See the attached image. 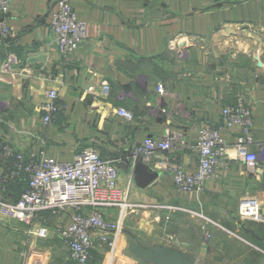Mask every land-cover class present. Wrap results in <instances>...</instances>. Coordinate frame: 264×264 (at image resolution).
<instances>
[{"label": "crops", "instance_id": "crops-1", "mask_svg": "<svg viewBox=\"0 0 264 264\" xmlns=\"http://www.w3.org/2000/svg\"><path fill=\"white\" fill-rule=\"evenodd\" d=\"M57 1H11L10 35L0 42V140L60 161L91 146L121 162L118 184L132 211L115 253L93 234L86 264H264V163L236 158L234 132L221 129L228 165L203 190L177 191L169 169H195L198 129L221 126L223 106L249 105L254 141H264V0H68L86 25L85 41L68 54L52 43ZM46 90L64 106L48 126ZM166 131L178 134L169 150L132 164L137 144ZM4 172L0 160V178ZM26 184L7 183L5 201L15 202ZM245 196L261 220L240 218ZM99 210L108 220L118 214ZM72 211L40 209L30 221L0 216V264H79L59 234Z\"/></svg>", "mask_w": 264, "mask_h": 264}, {"label": "built area", "instance_id": "built-area-1", "mask_svg": "<svg viewBox=\"0 0 264 264\" xmlns=\"http://www.w3.org/2000/svg\"><path fill=\"white\" fill-rule=\"evenodd\" d=\"M12 0H0V42L10 35L7 18ZM54 48L63 54L75 53L85 41L86 25L72 9L68 0H58L57 8L49 23ZM101 91L107 94L109 87L102 83ZM159 93H165L162 85ZM49 102L42 106V124L52 123L64 106L55 102V90H46ZM116 113L131 120L133 114L125 109ZM221 126L203 124L197 132V164L194 170H187L182 164H173L169 169L173 184L179 192L203 190L208 179L216 176L219 166L227 167V142L220 135L225 128L235 134L234 151L238 160L253 166L264 163V141L255 143L253 116L249 105L223 106ZM177 133L166 131L158 138L146 137L132 151V164L140 159L149 162L159 151L169 150L177 141ZM0 160L5 172L0 178V216L7 220L30 221L40 209H60L66 205L73 208L68 222L59 230L71 257L79 264H86L93 248V234L108 246L111 253L117 248L118 238L125 224V218L132 210L127 209L125 191L118 184V160L103 158L94 147L81 148L70 161H60L42 150L25 155L0 140ZM25 178L27 184L15 202L5 201L3 194L7 183ZM91 206L90 212L87 207ZM103 207H117L116 219L108 220L100 212ZM239 216L242 220H261L260 206L250 197L239 201ZM208 220L206 217L202 216ZM205 229V228H203ZM44 235V229L39 230ZM205 236L209 232L205 230Z\"/></svg>", "mask_w": 264, "mask_h": 264}, {"label": "water", "instance_id": "water-1", "mask_svg": "<svg viewBox=\"0 0 264 264\" xmlns=\"http://www.w3.org/2000/svg\"><path fill=\"white\" fill-rule=\"evenodd\" d=\"M142 164H143V162H141V161H137V162L135 163V167H136L135 169L141 167ZM160 261H161L162 264H167V263H166V259H165V260H160Z\"/></svg>", "mask_w": 264, "mask_h": 264}, {"label": "rangeland", "instance_id": "rangeland-1", "mask_svg": "<svg viewBox=\"0 0 264 264\" xmlns=\"http://www.w3.org/2000/svg\"><path fill=\"white\" fill-rule=\"evenodd\" d=\"M114 253H115V252H114ZM114 253H112V254H114ZM108 254H109V255L111 254L110 250H109ZM115 260H116V259H115ZM115 260H114V262H111L110 264H116ZM100 264H105V262H104V261H101Z\"/></svg>", "mask_w": 264, "mask_h": 264}]
</instances>
